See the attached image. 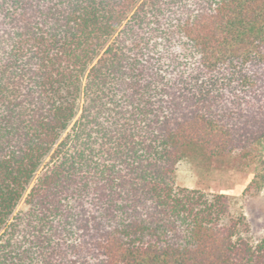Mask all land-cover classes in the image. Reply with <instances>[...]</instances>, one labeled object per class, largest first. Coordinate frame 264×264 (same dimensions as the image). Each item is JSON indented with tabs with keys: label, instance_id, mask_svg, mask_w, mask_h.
Here are the masks:
<instances>
[{
	"label": "trees",
	"instance_id": "obj_1",
	"mask_svg": "<svg viewBox=\"0 0 264 264\" xmlns=\"http://www.w3.org/2000/svg\"><path fill=\"white\" fill-rule=\"evenodd\" d=\"M258 156L264 0H0V264H264L175 184Z\"/></svg>",
	"mask_w": 264,
	"mask_h": 264
},
{
	"label": "rangeland",
	"instance_id": "obj_2",
	"mask_svg": "<svg viewBox=\"0 0 264 264\" xmlns=\"http://www.w3.org/2000/svg\"><path fill=\"white\" fill-rule=\"evenodd\" d=\"M260 156L249 166L232 170L202 169L193 161H181L177 165L175 184L179 187L199 189L206 192L226 194L233 198L234 214H242L248 225L242 236L252 242L264 236V184L258 192L244 193L254 174L259 172L264 176V168L259 165ZM18 211L26 210L21 203Z\"/></svg>",
	"mask_w": 264,
	"mask_h": 264
}]
</instances>
